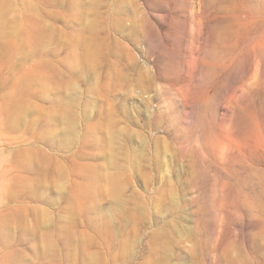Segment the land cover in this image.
I'll list each match as a JSON object with an SVG mask.
<instances>
[{
  "label": "rangeland",
  "instance_id": "1",
  "mask_svg": "<svg viewBox=\"0 0 264 264\" xmlns=\"http://www.w3.org/2000/svg\"><path fill=\"white\" fill-rule=\"evenodd\" d=\"M0 264H264V0H0Z\"/></svg>",
  "mask_w": 264,
  "mask_h": 264
}]
</instances>
